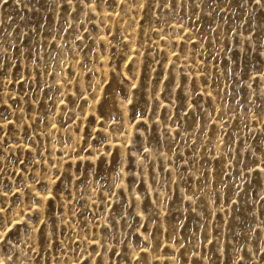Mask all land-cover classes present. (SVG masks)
I'll use <instances>...</instances> for the list:
<instances>
[{
	"label": "rangeland",
	"instance_id": "obj_1",
	"mask_svg": "<svg viewBox=\"0 0 264 264\" xmlns=\"http://www.w3.org/2000/svg\"><path fill=\"white\" fill-rule=\"evenodd\" d=\"M0 264H264V0H0Z\"/></svg>",
	"mask_w": 264,
	"mask_h": 264
}]
</instances>
